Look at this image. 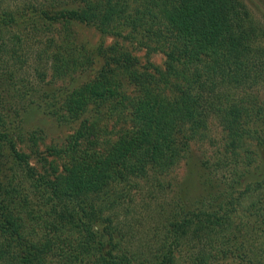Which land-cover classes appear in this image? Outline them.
Wrapping results in <instances>:
<instances>
[{"label":"trees","instance_id":"obj_1","mask_svg":"<svg viewBox=\"0 0 264 264\" xmlns=\"http://www.w3.org/2000/svg\"><path fill=\"white\" fill-rule=\"evenodd\" d=\"M33 112L70 135L41 152L20 125ZM213 120L197 207L164 201ZM228 259L264 264V24L245 1L0 0V264Z\"/></svg>","mask_w":264,"mask_h":264},{"label":"rangeland","instance_id":"obj_2","mask_svg":"<svg viewBox=\"0 0 264 264\" xmlns=\"http://www.w3.org/2000/svg\"><path fill=\"white\" fill-rule=\"evenodd\" d=\"M244 1L247 6H249V8L253 11L254 15L259 18L264 24V0ZM75 32L80 42H83L84 44L91 47L98 44L100 40L99 34L93 29L81 27L77 28ZM167 34L169 33H164V35ZM107 42L111 43L112 41L111 39H109L107 40ZM147 45L153 44L147 42ZM131 51H133V54H137L136 56L141 60V62H144L143 57L146 59L145 47L143 49L137 50V47L132 46ZM149 51L152 64L157 66L162 72H167L169 70V65H166L167 60L164 54L153 51V49H150ZM56 85H61V82L59 84L56 83ZM22 119L24 121H22ZM121 123L122 121L119 123V121L117 122L115 120H111L110 118H106L101 124L107 127V133L109 132L108 134H112L114 136L115 131L120 128L119 124ZM20 125L24 129L25 133H27L31 137H34L36 140L45 138L44 145H39L41 152H44L46 147H51L53 144H60L71 133L70 131H68V129H65L56 124L54 120L40 114V112H33V114H29V117H26L25 114L21 115ZM107 133H102V131H100V136L98 135L101 138L99 140L100 143L104 141L103 137ZM221 138V128L214 120L211 121L207 139L191 144L187 156L177 164L171 175L166 177V180L162 182V185L158 189L159 192L162 193V191H164L163 189L166 188L165 186H168V188H166V191H164L162 194L156 195L160 198L164 197V201L167 202L172 199H179L181 200L180 202L183 201L184 204L189 208L197 207V202L201 198L200 195L202 193L200 185L197 181L199 172L202 169V164L206 160L211 159L212 156H214L215 153L218 152L219 149H221ZM21 149L23 150L24 147L22 146ZM47 160L52 164L51 170L54 171V173L59 174V168L56 172V168L60 163L59 160H56L54 158ZM34 161L35 164L38 163V160L36 158H34ZM143 189L144 188L142 187V192L138 194L139 196H137V201H141L140 199L144 198L145 200H149L152 203H155V197L153 196V193H149L147 190ZM218 264L239 263L234 259H228L223 262L220 261Z\"/></svg>","mask_w":264,"mask_h":264}]
</instances>
